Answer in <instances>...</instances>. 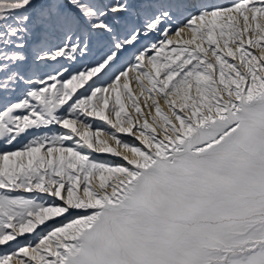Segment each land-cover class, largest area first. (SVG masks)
<instances>
[{"label": "snow or ice", "instance_id": "6c2138e0", "mask_svg": "<svg viewBox=\"0 0 264 264\" xmlns=\"http://www.w3.org/2000/svg\"><path fill=\"white\" fill-rule=\"evenodd\" d=\"M0 264H264V0H0Z\"/></svg>", "mask_w": 264, "mask_h": 264}]
</instances>
